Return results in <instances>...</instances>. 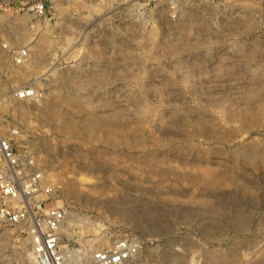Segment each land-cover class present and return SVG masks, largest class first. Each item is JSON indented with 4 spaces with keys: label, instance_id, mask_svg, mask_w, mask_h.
Here are the masks:
<instances>
[{
    "label": "rangeland",
    "instance_id": "374dc122",
    "mask_svg": "<svg viewBox=\"0 0 264 264\" xmlns=\"http://www.w3.org/2000/svg\"><path fill=\"white\" fill-rule=\"evenodd\" d=\"M42 1L40 18L0 1V136L61 183L62 243L264 264V0H185L176 21L166 0ZM27 84L43 98L16 99ZM30 252L0 223V264Z\"/></svg>",
    "mask_w": 264,
    "mask_h": 264
},
{
    "label": "built area",
    "instance_id": "2783aa9c",
    "mask_svg": "<svg viewBox=\"0 0 264 264\" xmlns=\"http://www.w3.org/2000/svg\"><path fill=\"white\" fill-rule=\"evenodd\" d=\"M4 6L18 5L40 18L46 5L42 0H0ZM185 0H166L167 14L176 21ZM11 60L22 64L28 57L26 46L3 44ZM18 100H40L44 92L31 84L14 91ZM0 97V101H1ZM12 134L16 133L11 129ZM61 183L46 179L33 156L17 149L12 139L0 136V223L24 226L30 238L32 264H140L141 245L134 237L114 239L107 246L80 253L63 244L67 213L61 204Z\"/></svg>",
    "mask_w": 264,
    "mask_h": 264
},
{
    "label": "bare ground",
    "instance_id": "6f19581e",
    "mask_svg": "<svg viewBox=\"0 0 264 264\" xmlns=\"http://www.w3.org/2000/svg\"><path fill=\"white\" fill-rule=\"evenodd\" d=\"M5 105H6V104H5ZM5 105L3 104L2 107H3V108L6 107ZM65 119H66V118H65ZM70 120H71V119H70ZM91 125H92V124H89V125H87V126H84L83 129L86 131V130H88V129L91 127ZM64 127H65V128H71V129L76 130L75 123L72 122V121H71V122H70V121H66L65 124H64ZM9 128H10V127H9ZM6 130H8V129H6ZM8 132H9L10 135H12V133H13V132L11 131V129H9ZM19 136H20V135H19ZM11 137H12V136H11ZM20 145H22V144H20ZM23 148H24V147H23Z\"/></svg>",
    "mask_w": 264,
    "mask_h": 264
}]
</instances>
